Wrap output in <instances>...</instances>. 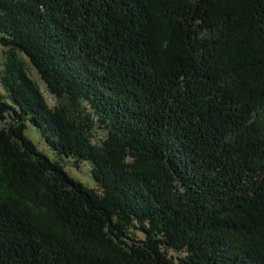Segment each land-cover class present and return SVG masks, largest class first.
<instances>
[{"label": "trees", "instance_id": "trees-1", "mask_svg": "<svg viewBox=\"0 0 264 264\" xmlns=\"http://www.w3.org/2000/svg\"><path fill=\"white\" fill-rule=\"evenodd\" d=\"M0 47V264H264V0H0Z\"/></svg>", "mask_w": 264, "mask_h": 264}, {"label": "rangeland", "instance_id": "rangeland-1", "mask_svg": "<svg viewBox=\"0 0 264 264\" xmlns=\"http://www.w3.org/2000/svg\"><path fill=\"white\" fill-rule=\"evenodd\" d=\"M6 50L0 47V78L4 70V65L6 62ZM19 58L24 63V66L27 70L28 75L30 78L40 87L48 106L51 109H54L55 107L59 106V101L57 98L51 94L49 89L47 88L44 81L41 79L37 69L31 64L29 59L23 55H19ZM0 93H2L4 96H6V93L1 85L0 82ZM11 123L10 120L0 122V128H7L9 127V124ZM26 135L30 140L34 142V144L38 147L39 151L43 152L44 154L48 155L50 158H52L55 161L60 162L64 167L65 170L69 173L71 177L81 182L83 185L92 188L97 189V185L93 180L92 174H91V166L89 163H75L73 160L68 159H61L57 156L55 152H53L49 146L46 144L44 139L41 136V133L38 129H36L33 126H30L26 132ZM137 237H141L139 233L136 235ZM169 255L176 258V257H183L184 254L182 253H175L174 251H169Z\"/></svg>", "mask_w": 264, "mask_h": 264}]
</instances>
